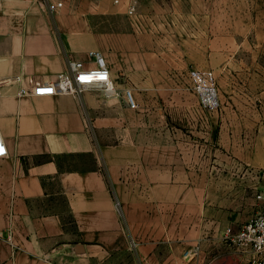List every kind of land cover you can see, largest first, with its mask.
<instances>
[{"label":"crops","instance_id":"1","mask_svg":"<svg viewBox=\"0 0 264 264\" xmlns=\"http://www.w3.org/2000/svg\"><path fill=\"white\" fill-rule=\"evenodd\" d=\"M252 2L0 0V264H113L115 252L139 264H201L197 254L231 241L226 232L256 212L254 193L264 187V86L234 97L232 108L217 95L201 110L206 120L184 130L161 107L152 125L142 123L150 109L138 90L149 69L193 63L172 58L180 50L259 52L243 41L264 37L257 19L243 22L242 5ZM130 4L141 6V20L171 22L168 31L94 24L130 18ZM211 37L233 44L215 47ZM93 49L118 94L98 86L20 94L30 80H56L69 60L92 66Z\"/></svg>","mask_w":264,"mask_h":264},{"label":"rangeland","instance_id":"2","mask_svg":"<svg viewBox=\"0 0 264 264\" xmlns=\"http://www.w3.org/2000/svg\"><path fill=\"white\" fill-rule=\"evenodd\" d=\"M139 11H134L133 16L127 18L125 15L117 14L111 16L107 21H97L99 29H141L158 28L161 31H168L171 22L168 20L155 23L152 20H141V6ZM243 22L247 23L257 19V27L261 31L264 29V0H253L251 4L242 5ZM192 24V23H191ZM215 42L213 45L221 43L233 44L232 38H210ZM247 44H258L261 46L259 52H243V53H215V52H193L191 50L178 51L172 54L179 62L193 61L184 67H161L159 69H149L150 79L145 84H141V106L146 111L141 115V122L146 126L152 125L157 119L154 114L155 108L161 107L166 110L165 118L173 125L184 130L185 126H199L203 123L205 114L201 110L208 108L199 98L198 92L194 88V82L189 74L191 69L212 70L215 75L216 95L223 100L225 107L232 108L234 106L233 98L239 99V95H250L259 87L264 86V37H249L243 39ZM242 41V42H243ZM189 49L193 47L189 46ZM183 49V48H182ZM163 58L168 59L170 53H162ZM241 59V62H239ZM203 60L209 61L210 69H204L200 65L191 67V64H198ZM168 63V62H167ZM169 64V63H168ZM181 64V63H179ZM197 67V68H196ZM207 68V67H206ZM135 98V91L132 86H127ZM204 105V106H203ZM202 107V108H201ZM142 113V111H141ZM196 131V130H195ZM195 137L198 133H194ZM186 254V253H185ZM184 254V255H185ZM188 256L190 252L187 253ZM113 264H139L133 260V255L126 252H115ZM187 256V255H186ZM201 264H250L235 249L231 241L225 243L211 251H205L196 255ZM108 262L107 264H110ZM97 264H105V261L98 260Z\"/></svg>","mask_w":264,"mask_h":264},{"label":"built area","instance_id":"3","mask_svg":"<svg viewBox=\"0 0 264 264\" xmlns=\"http://www.w3.org/2000/svg\"><path fill=\"white\" fill-rule=\"evenodd\" d=\"M117 2L118 0H114ZM50 9L55 5L50 4ZM135 4L129 5V12L134 13ZM92 66H86L81 60H69L68 70L59 74L54 81H31L30 89H20V94L29 93L36 96L52 95L56 92L77 94L88 87L98 86L105 94H118V88L111 77L104 55L99 50H89ZM194 88L203 104L216 105L215 75L212 70L191 69L189 72ZM125 100L130 107L138 104L129 89L124 90ZM7 154L4 140L0 134V157ZM257 202L256 212L235 232H226L234 249L250 264H264V187L254 193ZM11 234H8V238ZM185 255H188L187 253Z\"/></svg>","mask_w":264,"mask_h":264}]
</instances>
